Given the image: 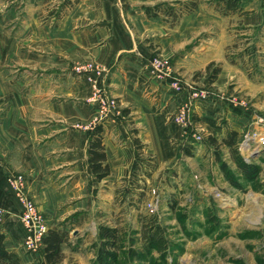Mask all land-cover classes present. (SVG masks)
<instances>
[{"label": "crops", "instance_id": "obj_1", "mask_svg": "<svg viewBox=\"0 0 264 264\" xmlns=\"http://www.w3.org/2000/svg\"><path fill=\"white\" fill-rule=\"evenodd\" d=\"M176 1L190 0H0V234L22 263L44 260L22 247L21 207L8 176H25L48 230L72 218L70 226L79 228L112 200L117 181L129 179L137 153L170 162L195 132L220 140L226 129L236 131L213 126L220 98L202 101L190 92L204 85L210 63L221 67L212 87L231 79L228 25L235 20L264 35V0H240L244 13L227 16L215 12V0H194L198 7L174 26L144 12ZM155 55L170 63L165 80L152 73ZM93 67L104 70L116 102L104 115L90 100ZM173 80L181 91L170 87ZM181 106L188 110L184 125L173 118ZM97 125L109 166L101 181L87 162Z\"/></svg>", "mask_w": 264, "mask_h": 264}, {"label": "rangeland", "instance_id": "obj_2", "mask_svg": "<svg viewBox=\"0 0 264 264\" xmlns=\"http://www.w3.org/2000/svg\"><path fill=\"white\" fill-rule=\"evenodd\" d=\"M213 8L223 16L216 0ZM235 23L228 25L226 47L227 63L234 66L231 79L217 87H197L208 92V99H221L213 126L238 132V152L257 167L255 178L241 176L230 152L215 149L199 131L201 140L192 137L172 161L153 159L134 187L128 179L117 181L112 200L90 225L70 226L73 218L64 222L71 239L60 264H95L100 225L119 231L118 264H264V53L259 52L264 35ZM151 157L146 153L141 158ZM217 157L238 186L226 180ZM153 223L166 240L162 253L143 249V234ZM133 254H143L142 260Z\"/></svg>", "mask_w": 264, "mask_h": 264}, {"label": "trees", "instance_id": "obj_3", "mask_svg": "<svg viewBox=\"0 0 264 264\" xmlns=\"http://www.w3.org/2000/svg\"><path fill=\"white\" fill-rule=\"evenodd\" d=\"M217 5H220V12L223 16L229 14L240 13V0H216ZM198 7V2L190 1H176L173 3H162L153 7L144 9L147 17H156L163 15L170 26L176 25L179 20ZM228 59V55L226 54ZM230 63H234L229 61ZM221 71V67L217 63H210L205 72V85L211 86L216 80ZM102 129L100 125L94 127L90 134L87 147L88 165L96 181H101L109 175V166L106 163L105 148L102 142ZM211 145L215 149L225 148L231 154L232 162L237 171L246 180L252 181L257 173V167L253 164L245 162L244 158L238 152L239 134L238 132L226 129L224 137L217 140L213 137H208ZM135 148L142 149V146L135 139ZM220 170L225 176L226 180L233 186H238L234 180L232 173L228 170L226 164L217 157ZM153 158L143 160L139 153L135 155V159L131 166V176L129 183L134 187L138 181L139 172H144L147 166L151 167ZM136 187V186H135ZM74 217V216H73ZM97 238L100 242L95 256V264H118V255L116 253L119 243V231L117 227H109L100 225L98 227ZM70 232L63 225L57 229H49L42 239V253L44 264H60L63 261V250L66 246H70ZM144 246L143 249L147 253L156 251L162 253L166 250V240L163 237L162 230L158 224L153 223L149 226L143 234ZM137 261L142 260L143 254H133ZM0 264H24L21 262L19 256L13 252L8 251L4 245V236L0 234Z\"/></svg>", "mask_w": 264, "mask_h": 264}, {"label": "built area", "instance_id": "obj_4", "mask_svg": "<svg viewBox=\"0 0 264 264\" xmlns=\"http://www.w3.org/2000/svg\"><path fill=\"white\" fill-rule=\"evenodd\" d=\"M150 64L152 73L157 78L165 80V78L170 75V63L168 59L164 58L163 56H153L151 58ZM90 69H92L96 75V77L89 79L91 88L90 100L98 105L102 115H104L110 109L116 108V102L107 95L103 75L104 70L94 67ZM170 87L178 92L182 89L181 85L175 80L170 82ZM207 93L208 92L196 90L190 92V96L192 98L204 101L209 98V94ZM187 111V106H181L173 116L174 120L177 123L184 125L188 118ZM192 137L195 141H200L202 138L199 132H195ZM6 182L21 207L20 222L25 231L22 247L27 252L36 254L40 252L42 247V239L48 231L47 225L42 214L39 212L36 203L29 196L25 176L22 174L10 175L6 178ZM2 219L3 211L0 209V226L2 224Z\"/></svg>", "mask_w": 264, "mask_h": 264}]
</instances>
